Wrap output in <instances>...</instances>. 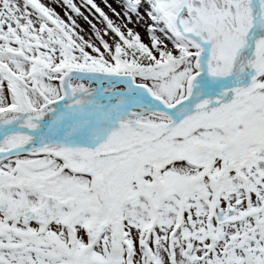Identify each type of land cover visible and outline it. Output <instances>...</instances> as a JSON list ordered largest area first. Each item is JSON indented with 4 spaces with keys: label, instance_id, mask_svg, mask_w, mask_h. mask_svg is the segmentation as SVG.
<instances>
[{
    "label": "snow or ice",
    "instance_id": "1",
    "mask_svg": "<svg viewBox=\"0 0 264 264\" xmlns=\"http://www.w3.org/2000/svg\"><path fill=\"white\" fill-rule=\"evenodd\" d=\"M0 264H264V0H0Z\"/></svg>",
    "mask_w": 264,
    "mask_h": 264
}]
</instances>
